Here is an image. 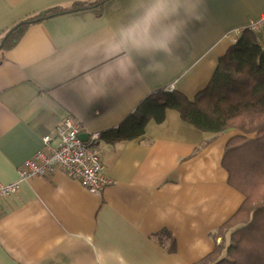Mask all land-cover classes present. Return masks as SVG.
I'll return each mask as SVG.
<instances>
[{"label": "crops", "instance_id": "obj_1", "mask_svg": "<svg viewBox=\"0 0 264 264\" xmlns=\"http://www.w3.org/2000/svg\"><path fill=\"white\" fill-rule=\"evenodd\" d=\"M77 0H0V34L39 10ZM92 1V0H87ZM148 0H108L93 8L30 25L0 63V183L19 179L18 167L39 150L63 119L84 133L117 126L157 88L191 98L207 86L229 42L225 34L264 15V0H205L201 20L189 21L164 71L110 79L100 95L85 97V77L97 82L120 46L114 32L143 14ZM146 26L135 24L136 39ZM114 59V58H113ZM89 87H92L91 85ZM159 125L133 141L98 140L104 172L113 183L93 194L62 171L22 180L0 200V264H191L212 252L211 234L243 201L221 167L234 134L203 132L167 109ZM55 143L54 141H52ZM175 239L168 252L156 234Z\"/></svg>", "mask_w": 264, "mask_h": 264}, {"label": "trees", "instance_id": "obj_2", "mask_svg": "<svg viewBox=\"0 0 264 264\" xmlns=\"http://www.w3.org/2000/svg\"><path fill=\"white\" fill-rule=\"evenodd\" d=\"M107 1L77 0L27 15L0 34V63L3 52L15 47L30 25L90 8L101 14ZM260 39L244 30L218 58L207 86L193 97L176 88H157L117 126L99 133L107 145L133 141L149 125L161 124L167 109L203 132L234 131L220 161L227 184L244 199L211 234L213 251L191 264H264V49ZM156 237L161 245L166 240L165 249L173 251L175 239L167 229Z\"/></svg>", "mask_w": 264, "mask_h": 264}, {"label": "clouds", "instance_id": "obj_3", "mask_svg": "<svg viewBox=\"0 0 264 264\" xmlns=\"http://www.w3.org/2000/svg\"><path fill=\"white\" fill-rule=\"evenodd\" d=\"M204 8L205 0H148L142 15L114 32L111 42L118 44L120 51L109 57L112 63L102 68L94 85L92 76L85 77V97L102 94L108 81L117 76L125 80L133 74L139 76L140 62H144L145 73L163 72L164 64L156 59L157 54L170 56L189 21L201 20ZM135 24L146 26L143 35L136 39L129 35V28Z\"/></svg>", "mask_w": 264, "mask_h": 264}, {"label": "built area", "instance_id": "obj_4", "mask_svg": "<svg viewBox=\"0 0 264 264\" xmlns=\"http://www.w3.org/2000/svg\"><path fill=\"white\" fill-rule=\"evenodd\" d=\"M244 30L260 35V44L264 49V15L256 21L249 22L244 28L231 30L225 34L224 38L232 44ZM55 129L53 135H45L42 138V147L17 168L19 175L17 181L8 184L0 183V200L16 194L22 180L34 177L45 178L59 170L93 194L102 192L113 183V179L105 174L95 147L100 139L99 132L89 133L87 139L81 141L79 135L84 131L79 121L72 116L63 119Z\"/></svg>", "mask_w": 264, "mask_h": 264}, {"label": "water", "instance_id": "obj_5", "mask_svg": "<svg viewBox=\"0 0 264 264\" xmlns=\"http://www.w3.org/2000/svg\"><path fill=\"white\" fill-rule=\"evenodd\" d=\"M87 136H88L87 133L83 132L82 134L79 135V138H80L81 141H85L87 139Z\"/></svg>", "mask_w": 264, "mask_h": 264}]
</instances>
